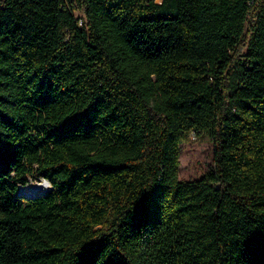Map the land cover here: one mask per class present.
<instances>
[{
    "label": "trees",
    "instance_id": "obj_1",
    "mask_svg": "<svg viewBox=\"0 0 264 264\" xmlns=\"http://www.w3.org/2000/svg\"><path fill=\"white\" fill-rule=\"evenodd\" d=\"M156 1L0 0V264H264V0Z\"/></svg>",
    "mask_w": 264,
    "mask_h": 264
},
{
    "label": "rangeland",
    "instance_id": "obj_2",
    "mask_svg": "<svg viewBox=\"0 0 264 264\" xmlns=\"http://www.w3.org/2000/svg\"><path fill=\"white\" fill-rule=\"evenodd\" d=\"M78 7L79 6H77L76 4V8H74V13L78 17L83 16L82 9ZM213 149H214V143L208 138V136L205 133L196 134L192 131L187 133L186 137L180 143L179 169H178L179 179L187 180V179L198 178L204 173L211 170L214 165ZM40 181L43 180L42 179L30 180V182H40ZM49 187L50 184L47 187V189Z\"/></svg>",
    "mask_w": 264,
    "mask_h": 264
},
{
    "label": "bare ground",
    "instance_id": "obj_3",
    "mask_svg": "<svg viewBox=\"0 0 264 264\" xmlns=\"http://www.w3.org/2000/svg\"><path fill=\"white\" fill-rule=\"evenodd\" d=\"M48 186L49 183L44 180L40 182H29L26 185L22 186L20 188V191H22L23 194L27 196H32L45 191Z\"/></svg>",
    "mask_w": 264,
    "mask_h": 264
},
{
    "label": "water",
    "instance_id": "obj_4",
    "mask_svg": "<svg viewBox=\"0 0 264 264\" xmlns=\"http://www.w3.org/2000/svg\"><path fill=\"white\" fill-rule=\"evenodd\" d=\"M42 180H44V181H46V182H48V183H49V181H48L47 179H45V178H43ZM18 194H23V192H22V191H20V188H19V190H18Z\"/></svg>",
    "mask_w": 264,
    "mask_h": 264
},
{
    "label": "built area",
    "instance_id": "obj_5",
    "mask_svg": "<svg viewBox=\"0 0 264 264\" xmlns=\"http://www.w3.org/2000/svg\"><path fill=\"white\" fill-rule=\"evenodd\" d=\"M79 17H81V16H79ZM79 21H81V19H79Z\"/></svg>",
    "mask_w": 264,
    "mask_h": 264
}]
</instances>
